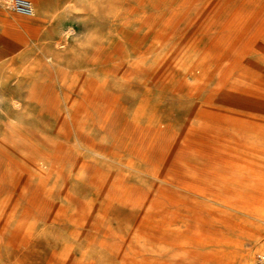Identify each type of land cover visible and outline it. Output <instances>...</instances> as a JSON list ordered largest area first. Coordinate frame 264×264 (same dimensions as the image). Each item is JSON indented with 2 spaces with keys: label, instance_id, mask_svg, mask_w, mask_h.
Here are the masks:
<instances>
[{
  "label": "rangeland",
  "instance_id": "1",
  "mask_svg": "<svg viewBox=\"0 0 264 264\" xmlns=\"http://www.w3.org/2000/svg\"><path fill=\"white\" fill-rule=\"evenodd\" d=\"M0 0V264H257L264 0Z\"/></svg>",
  "mask_w": 264,
  "mask_h": 264
},
{
  "label": "built area",
  "instance_id": "2",
  "mask_svg": "<svg viewBox=\"0 0 264 264\" xmlns=\"http://www.w3.org/2000/svg\"><path fill=\"white\" fill-rule=\"evenodd\" d=\"M12 5L23 15L33 14V7L29 0H13ZM257 264H264V254L259 255Z\"/></svg>",
  "mask_w": 264,
  "mask_h": 264
},
{
  "label": "bare ground",
  "instance_id": "3",
  "mask_svg": "<svg viewBox=\"0 0 264 264\" xmlns=\"http://www.w3.org/2000/svg\"><path fill=\"white\" fill-rule=\"evenodd\" d=\"M32 4V3H31ZM33 7V6H32Z\"/></svg>",
  "mask_w": 264,
  "mask_h": 264
}]
</instances>
